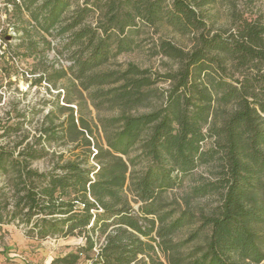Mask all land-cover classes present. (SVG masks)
Instances as JSON below:
<instances>
[{"label":"trees","instance_id":"obj_1","mask_svg":"<svg viewBox=\"0 0 264 264\" xmlns=\"http://www.w3.org/2000/svg\"><path fill=\"white\" fill-rule=\"evenodd\" d=\"M1 1L24 32L25 56L42 64L34 84L67 80V104L76 94L113 114L99 120L105 146L94 154L89 123L81 118L79 126L65 107L67 136H81L88 155L50 172L32 162L44 156L42 141L62 139L53 120L40 142L0 144L1 225L42 240L84 238L83 248L53 264H77L97 249L92 264L264 263V25L237 17L232 28L215 29L206 9L216 0ZM142 28L187 39L186 46L160 41L177 69L113 66L134 50ZM49 38L61 42L57 50ZM52 50L67 69L49 65ZM162 83L169 89L159 98ZM21 130L11 125L2 138ZM203 166L210 177L192 194L217 196L218 205L208 213L167 205L163 195Z\"/></svg>","mask_w":264,"mask_h":264},{"label":"rangeland","instance_id":"obj_2","mask_svg":"<svg viewBox=\"0 0 264 264\" xmlns=\"http://www.w3.org/2000/svg\"><path fill=\"white\" fill-rule=\"evenodd\" d=\"M206 10L211 17L210 24L215 29L232 28L237 17L258 21L264 25V0H216ZM23 35V30L12 18V8L6 7L4 1L0 0V144L11 141L14 144L20 143L26 136L29 138L24 146L27 143L40 142L42 126L48 125L50 119L59 126L57 131L62 139L49 143L42 141L43 144L37 149H44V156L32 162V168L39 172H50L68 162L83 163L88 155V149L83 146L81 136L75 142L68 138L66 121L70 112L64 108H74L79 126L81 118L89 123L93 136L87 138L92 142L91 150L94 154L97 145L105 146L99 120L103 117H111L113 114L96 111L90 102L85 104L76 94H74V102L71 105L67 104L65 92L68 86L67 80L59 81L57 88H53L46 81L35 85V80L44 70L38 56L27 58L25 48H20ZM132 37L136 43L134 50L118 56L113 61V66H125L132 62L143 68L165 73L170 69H177V65L160 53V41L170 40L179 46L188 45L187 39L176 36L166 29L156 31L142 28ZM53 42L57 50V45L60 46L61 42ZM56 50L48 53L49 65H54L56 69H67L70 65L69 61L65 57L59 58ZM158 89L157 96L160 98L162 93L169 89V84L162 83ZM155 101L158 102V99ZM14 124L21 125L22 130L17 136L2 138L7 128ZM96 166L97 163L91 158L89 167ZM209 177L210 169L205 166L200 167L187 177L180 187L166 192L163 195L164 202L171 205L172 209L184 210L188 207L196 213L210 212L218 205V197L212 195L206 198H194L192 194V188ZM134 207L138 206L134 204ZM103 239V236L99 237L97 248L101 246ZM85 244L86 241L80 236H54L42 240L29 234L28 229L23 226L0 224V264H53L58 258L77 253ZM97 251L98 249L82 254L77 264H92Z\"/></svg>","mask_w":264,"mask_h":264},{"label":"built area","instance_id":"obj_3","mask_svg":"<svg viewBox=\"0 0 264 264\" xmlns=\"http://www.w3.org/2000/svg\"><path fill=\"white\" fill-rule=\"evenodd\" d=\"M104 243V239H103V241H102V243H101V245Z\"/></svg>","mask_w":264,"mask_h":264}]
</instances>
